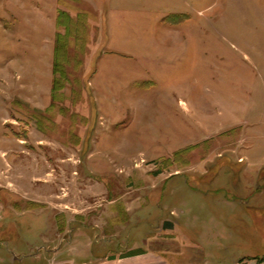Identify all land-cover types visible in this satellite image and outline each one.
<instances>
[{"label":"rangeland","instance_id":"obj_1","mask_svg":"<svg viewBox=\"0 0 264 264\" xmlns=\"http://www.w3.org/2000/svg\"><path fill=\"white\" fill-rule=\"evenodd\" d=\"M237 104L264 126V0H0V264H264Z\"/></svg>","mask_w":264,"mask_h":264},{"label":"crops","instance_id":"obj_2","mask_svg":"<svg viewBox=\"0 0 264 264\" xmlns=\"http://www.w3.org/2000/svg\"><path fill=\"white\" fill-rule=\"evenodd\" d=\"M242 57L243 59L252 61L249 56H246L247 58H244V56ZM253 69H258L256 64H253ZM236 108L237 127L240 125H246V128H249V131L262 133V139H264V126H260L262 123L258 122L256 117H252L250 120L247 116V118H245V112L244 116H242L243 109L245 111L243 105L240 106V104H237ZM240 109L242 113L241 117ZM139 245L140 243H135L134 246H127L117 252L113 248H105L104 246L96 247L98 245H93L90 238L89 242L82 247H72V249L68 250V257L65 260L75 264H167L160 255L153 253L152 251H147L142 247H139ZM58 252H60V249L55 251L56 254H58Z\"/></svg>","mask_w":264,"mask_h":264},{"label":"built area","instance_id":"obj_3","mask_svg":"<svg viewBox=\"0 0 264 264\" xmlns=\"http://www.w3.org/2000/svg\"><path fill=\"white\" fill-rule=\"evenodd\" d=\"M67 264H74V263H67Z\"/></svg>","mask_w":264,"mask_h":264}]
</instances>
